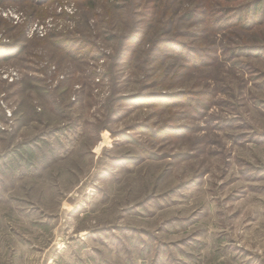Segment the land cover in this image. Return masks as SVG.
Returning <instances> with one entry per match:
<instances>
[{"label": "rangeland", "instance_id": "374dc122", "mask_svg": "<svg viewBox=\"0 0 264 264\" xmlns=\"http://www.w3.org/2000/svg\"><path fill=\"white\" fill-rule=\"evenodd\" d=\"M253 3L0 0V264H264Z\"/></svg>", "mask_w": 264, "mask_h": 264}, {"label": "trees", "instance_id": "16d2710c", "mask_svg": "<svg viewBox=\"0 0 264 264\" xmlns=\"http://www.w3.org/2000/svg\"><path fill=\"white\" fill-rule=\"evenodd\" d=\"M253 5L252 7L250 6V4L247 6L246 9H244V7L240 10V11H243L240 13L241 16H244L241 17V16H236L238 20V23H240V25H242L244 22L243 21H247V22H253L254 19H253V16L255 17V14L259 11H264V0H253ZM252 15V16H251ZM249 17H251V19H248ZM230 21H233V19L229 20L228 22H226V24H233L232 22ZM243 22V23H242ZM22 154H26V156L28 157V163L32 164L31 161L33 160H36V156H34V154L31 152V150H28L26 148H24V150H21Z\"/></svg>", "mask_w": 264, "mask_h": 264}]
</instances>
